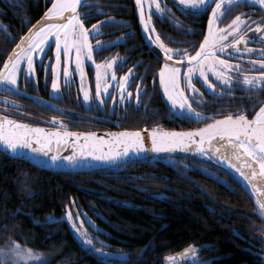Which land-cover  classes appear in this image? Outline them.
<instances>
[{
    "label": "flooded vegetation",
    "instance_id": "obj_1",
    "mask_svg": "<svg viewBox=\"0 0 264 264\" xmlns=\"http://www.w3.org/2000/svg\"><path fill=\"white\" fill-rule=\"evenodd\" d=\"M51 3L52 0H0V68L3 67V61L9 58L12 50L21 41V37H24L29 28H32L38 21L31 17L28 7L33 4H40L41 14L47 10ZM157 3L165 9L159 15L155 12V4ZM209 3L212 4L213 0H209ZM144 7L146 20L149 9H152L151 23L155 28V33L152 34L153 37L159 34L161 40L169 48L186 49L190 54L195 53L207 32L208 15L211 13L210 7H207V9L201 7L199 10H186L184 6H178L174 0H144ZM223 12L222 20L217 23L220 28L230 25L238 14H243L241 18L249 21V23L241 25L238 29L240 36L245 38L237 45L242 51L237 53L234 49L229 48L225 50V54L217 53L221 59L239 66L238 69L233 68L229 72L233 80L230 86L221 87L211 72L208 73L209 80L217 85L214 92L208 90L207 86L199 79L192 80V83L199 89L198 93H192L185 86L188 101L192 107L202 116L209 117V119H198L202 122V125L229 114L236 115L240 112L252 119L255 112L259 110V105L264 102V81L258 80L253 85L244 83L245 76L249 78L258 77L261 72H264V66L259 63V61L264 60V39L261 38V34L255 32L256 23L264 24V6L253 3L252 0H243L238 4L233 3L231 6L225 3ZM79 13H81L80 19L84 21L85 27L88 28H91V25L96 24L97 21H108L100 28L102 35L95 36V39L90 37L92 44H95L96 40H100L104 42V45H108L94 51L93 60L95 63L106 64L112 61L113 57L119 58L114 62L113 68L109 70L110 94L101 97L104 103H99L96 98V69L91 61H85L83 64V79H81L79 73L73 71L74 64L70 61L69 71L71 75L66 84L63 77L64 57L62 55L58 77L60 88L58 93L52 89L53 76L50 63H56L55 43L53 42L46 55L34 60L35 75L30 82L26 81L21 73L18 74L19 92L5 91L3 86L0 85V114L36 125L75 131L130 130L132 128H129V126H138L149 123L157 117L161 118L164 115L162 113L163 106L169 109L165 113L169 120L182 117L181 114L173 111L163 96L158 75L160 67L165 62L163 53L158 56L155 48L146 39L139 21V8L135 4V0H82ZM17 14H21V16L18 17ZM22 17L24 20L19 21L18 19ZM236 39H239V36ZM228 42L231 43V37H229ZM245 46L253 51H243ZM40 59L43 60V64H41ZM179 59V56H174L172 62ZM177 66L181 68L182 73L187 69L186 62H181ZM101 71L103 72V69ZM112 72L115 73V80H111ZM122 76L127 77L125 98L123 100L120 99V89L118 87ZM101 88H103V83ZM84 91L88 92L89 101H84ZM128 93L132 95L129 97ZM214 106H219L222 110L220 112L210 110ZM220 114L221 116H215ZM53 117L56 118L55 121H53ZM1 169L3 167L0 165ZM109 175L105 182L99 181V174L92 175L91 178L95 180L96 186L85 187V192H89L92 197L94 196L100 200H103V197L106 196L121 200L125 199L133 205L140 206L139 209L142 208V205L129 198H119L112 194L115 192L122 193L118 185H125L124 192L127 190V186H131L130 188L133 190L144 193L147 196L144 198L145 200L153 201L161 199L163 196L169 198V195L160 190L159 187L148 188L143 184H140V186L135 185L132 182L133 178L129 175L121 177L114 170ZM109 191L112 193L110 194ZM10 211L9 215L15 223L14 231L18 229L17 219L19 214L28 217L35 225L43 227L46 231L53 230L54 225L59 226V229L68 226L71 231L67 219H62L63 217L66 218L64 214L52 217L54 221L58 222L50 223L47 218L36 219L30 210H22L17 203H14V209ZM77 212L80 213L78 219H76ZM72 213L77 227L87 232L90 238H92V234L103 232V228H101L102 226L96 218H100L105 224L110 223L106 217H102L99 213L95 212L93 216L74 205H72ZM1 214L2 207L0 204V218ZM70 223L72 224V222ZM2 227L0 219V235ZM58 231L57 228L53 232L57 233ZM262 231H264V228H262ZM71 233L73 234L72 231ZM51 236V233H47L46 238ZM250 236L252 238L239 234V237L246 242L244 248L252 256L259 259L256 261L264 262V233L258 236L251 233ZM74 238L78 240L75 236ZM79 238L81 240L80 236ZM13 242L17 243L16 241ZM78 242L81 243L79 240ZM191 246L198 250L196 257L193 260L189 256L183 259L185 262L182 264H194V261L219 264V260L223 258L221 255L213 254L215 253L212 251L214 249L213 243L193 244ZM187 248L189 247L165 255L163 257L164 263L169 264L165 261L166 256L178 254Z\"/></svg>",
    "mask_w": 264,
    "mask_h": 264
},
{
    "label": "trees",
    "instance_id": "obj_2",
    "mask_svg": "<svg viewBox=\"0 0 264 264\" xmlns=\"http://www.w3.org/2000/svg\"><path fill=\"white\" fill-rule=\"evenodd\" d=\"M28 11L39 21L47 10L40 14V4H33ZM163 107L161 118L129 128L188 129L202 125L198 119L188 116L169 120L165 114L169 109ZM210 110L222 109L214 106ZM0 165L3 167L0 170L3 225L0 249L7 250L16 241L22 248L29 247L42 256L46 264H165L163 257L169 253L193 244L213 243V254L223 256L219 264H264L256 261L259 259L244 248L246 242L239 237L240 234L252 238L251 233L254 236L264 233V216L252 192L240 177L213 163L173 154L134 161L119 168L67 173L42 170L0 152ZM113 170L121 177L129 175L137 186L159 187L169 198L145 200L144 193L131 186H127L126 193L125 185L121 184L118 186L122 193L109 191L142 205L139 209L117 206L85 192V187L96 186L92 175L99 174V181L105 182ZM14 203L22 210H30L36 219L66 215L72 211V205L93 216L99 213L110 222L105 224L96 218L103 232L92 234L93 245L101 251L93 252L78 242L68 226L59 229L54 225L53 230L46 231L22 214L14 231L15 223L9 215ZM57 228L59 231L54 233ZM47 233L52 236L46 238ZM2 260L0 264H6Z\"/></svg>",
    "mask_w": 264,
    "mask_h": 264
},
{
    "label": "snow or ice",
    "instance_id": "obj_3",
    "mask_svg": "<svg viewBox=\"0 0 264 264\" xmlns=\"http://www.w3.org/2000/svg\"><path fill=\"white\" fill-rule=\"evenodd\" d=\"M174 2L178 6H184L186 10H199L201 7H205V9L207 7L211 8V13L208 15L207 32L194 54H190L186 49L169 48L161 40L159 34L153 37L152 34L155 33V28L151 23L152 9H149V15L146 20L144 0H135V4L139 8V21L143 27L146 39L155 48L158 56L163 53L165 62L159 69V83L165 96L171 102L172 109L179 110L182 116H188L189 118L209 119V117L202 116L201 113L196 112L191 103L188 102L183 89L180 87L181 80L183 79L192 93L199 92V89L192 83L193 79L201 80L208 90L214 92L217 85L209 80V72H211L221 87L230 86L233 83L229 72L233 68L238 69L239 66L232 65L228 60L221 59L217 53L225 54V50L229 48L234 49L237 53L242 51L237 45L245 38L240 36L238 29H240L241 25L249 23V21L241 18L243 14H238L231 21V24L225 28L218 27L217 23L222 20L225 3L231 6L233 3H241L243 0H213L212 4L209 3V0H174ZM252 2L264 6V0H252ZM78 5H82V0H52L51 7L47 9L41 21H37L32 28H29L26 38L21 37L22 41L26 39V46L23 44L17 45V48L12 50L9 58L3 61V67L0 68V85L3 86V90L14 93L19 92L18 72L24 76L26 81L30 82L35 75L34 60L46 55L54 42L56 63H50L53 76L52 89L58 93L60 88L58 77L62 55L64 57L63 77L66 84L71 75L69 71L70 61L74 64L73 71L79 73L81 79L84 76V62L91 61L96 69V98L99 103H104L101 97L110 94L109 70L113 68L114 62L119 58L113 57L112 61L106 64L95 63L93 60L94 51L108 45H104V42L100 40H96L95 44H92L90 37L95 39V36L102 35L100 28L108 21H97L96 24L91 25V28L85 27L84 21L79 18L81 13L77 11ZM164 11L165 9L161 8L160 4H155L157 15ZM53 18L59 22H49ZM255 32L261 34V38L264 39V24L256 23ZM237 36H239V39H236ZM229 37H231V43L228 42ZM243 51L252 52L253 50L245 46ZM174 56H179L180 59L172 62ZM40 62L43 64L42 59H40ZM181 62L187 63V69L183 73H181V68L177 66ZM259 63L264 66V60L259 61ZM101 69H103V72ZM115 79V73L112 72L111 80ZM258 80L264 81V72H261L258 77H244V83L248 85H253ZM102 83L103 88H101ZM126 83L127 77H120L118 87L121 100L125 98ZM137 87L139 89V85ZM128 95L130 97L132 94L128 93ZM83 99L84 101L90 100L87 91H84ZM55 120L56 118L53 117V121ZM44 131V129L39 127L31 128L29 125L12 120L6 115L0 117V144H3L5 149L12 153L23 154L25 150H29L36 155L37 159L40 156L48 157L51 151V139L47 135L44 137L35 135L36 133H44ZM50 135H55L57 142H60L64 136L76 137L77 140L83 136L86 141L78 152H73L71 155L62 157L51 155L50 162L53 164L67 162L68 166H76L85 157H93V159L103 162H112L128 156L130 151L135 153L145 151V137L140 131L120 132L116 136L115 148H109L107 152L102 150V146L98 149L95 145L90 146L87 144V139L94 137L95 133L65 132L61 134L56 132ZM196 137H199V139H196ZM216 137H219L220 141L225 142L224 146L230 149L237 159L240 157L248 158L243 166L251 170L252 176L257 175L256 166H258L260 174L264 175V104L260 105L259 110L255 112V116L251 120L243 112H240L236 115L229 114L222 119H217L213 123L207 124L204 128L190 132L158 134L153 131L150 134L151 151L159 153L173 149H184L200 153L205 157L217 158L216 151L211 148V142ZM206 139L209 141L208 148L204 146ZM46 148L48 151H45ZM218 159L220 162H227L229 157L221 155ZM229 166L235 169L246 183H251L250 177L237 168L235 164H229ZM258 203L259 207L264 209V203ZM79 216L80 213L77 212L76 219ZM66 219L72 222V227L77 232V235L81 237L82 244H86L93 252L101 251V249L94 247V238H90L87 232L77 227L72 211L66 213ZM47 220L48 222H58L54 221L52 217H48ZM197 251L194 246H189L179 257L168 255L165 257V261L169 262V264H179L180 260L189 256L194 260ZM6 252L22 259L33 257L31 249L22 248L15 242H12L7 250L0 249V254H6ZM35 260L37 264H46L42 257L36 256ZM194 264H209V262L194 261Z\"/></svg>",
    "mask_w": 264,
    "mask_h": 264
},
{
    "label": "water",
    "instance_id": "obj_4",
    "mask_svg": "<svg viewBox=\"0 0 264 264\" xmlns=\"http://www.w3.org/2000/svg\"><path fill=\"white\" fill-rule=\"evenodd\" d=\"M43 17H44V15H43ZM41 19L39 21H41ZM27 35H28V33L24 37L26 38ZM21 44L26 46V39H25V41L21 40L18 43V45H21ZM15 48H17V46ZM3 116H5V115L0 114V117H3ZM9 118L12 120L19 121L23 124H27L31 128L39 127V128L44 129L45 130L44 133H36L35 135H39L42 137L47 135L48 138L51 139V145H50L51 151L49 152L48 157L40 156V158L37 159L36 155L33 154L29 150H25V152L23 154L12 153L11 151L6 150L3 144H0V152H3L4 154H6V155H8L14 159L23 160V161L35 166L36 168H39L42 170L54 171V172H67V173H87V172H92L94 170L106 169V168L125 165V164L131 163L134 161H138V160L156 159V158L166 156V155L180 154V155H187V156L196 157L198 159L205 160L207 162L218 165V166L232 172L234 175L240 177L245 182V180L240 175H238L236 173V171L223 166L222 164H220L217 161L216 158L205 157V156H202L200 153L191 152V151H187L184 149H173V150H169V151H162L159 153L151 151L150 134L153 131H156L158 134L171 133V132H190L193 130H198L200 128H204L207 124L213 123L217 119H215V120H213V121H211L205 125H202L198 128H188V129H172V128L153 127V128L130 129V130L75 131V130H66V129L56 128V127H51V126H41V125H36V124L29 123V122L21 121V120L16 119V118H12V117H9ZM222 118L223 117L218 118V119H222ZM248 119L251 120V118H248ZM123 131H129V132L140 131L141 134L145 137V151H143L141 153H135L134 151H130L128 156L122 157L119 160L112 161V162L98 161V160L93 159V157L83 158L80 161V163H78L76 166H68L67 162H64L63 164H53L50 162L51 155L54 154V155L61 156V157L71 155L73 152H78L80 150L81 146H84L86 143L85 137H83V136H81L79 138V140H77L76 137L64 136L60 140V142H57V137L55 135H50V134H54L56 132H60L61 134L65 133V132L95 133L94 137H89L87 139V144L90 146L95 145L98 149L101 148V146H102V150L104 152H107L109 148H115L116 136H117V134H119L120 132H123ZM196 139H199V137H196ZM224 143H225L224 141H220L219 137H216L211 142V148L213 150L217 146L223 147L226 150V154L230 158V160L235 165H238L239 169L241 171H244L250 177L251 183H246V182L245 183L248 185L250 191L253 194L254 200H255L256 204L258 205L259 210L261 211V213L264 216V209H261L259 207V203H258V202L264 203V200H263V192H262V189L260 187L257 175L252 176L251 170H249L247 167L243 166L244 162L248 158L240 157L239 159H237L236 155H234L230 149H227L224 146ZM33 145L35 146L34 141H33ZM204 146H205V148L209 147V141H207V139L205 140ZM45 151H48V149L46 148ZM97 154H99V153H97ZM253 185H255V187H253ZM103 200L106 202H109L111 204L121 206V207H125V208H140V206L133 205L131 202H129L125 199L121 200V199H118V198L112 197V196L103 197ZM62 219L66 220L65 217H63ZM50 223H53V222H50ZM68 223L70 225L71 231L73 232L74 236L79 241H81L79 236L76 234L75 230L73 229L72 224L69 221H68ZM184 251H182L178 254H175V255H171V256L179 257L180 254H182ZM184 262H185V260H180L179 264H182Z\"/></svg>",
    "mask_w": 264,
    "mask_h": 264
},
{
    "label": "rangeland",
    "instance_id": "obj_5",
    "mask_svg": "<svg viewBox=\"0 0 264 264\" xmlns=\"http://www.w3.org/2000/svg\"><path fill=\"white\" fill-rule=\"evenodd\" d=\"M51 7V6H50ZM79 7H80V5H78V8H77V11L79 12ZM80 18V17H79ZM49 22H59V21H57V20H55L54 18L52 19V20H50ZM182 73V72H181ZM18 74H19V72H18ZM17 74V75H18ZM186 83L183 81V79L181 80V85H180V87L183 89V91H184V95L187 97V94H186V85H185ZM161 90H162V93H163V96H164V98H165V100H166V102L170 105V107H171V102L167 99V97L165 96V94H164V92H163V88H162V86H161ZM187 99H188V97H187ZM189 102V101H188ZM172 108V107H171ZM173 111H175L176 113H178V114H181V112L179 111V110H173ZM214 151H216V156H217V161L220 163V164H222L223 166H225V167H227V168H230V169H232V170H234V171H236L235 169H233V168H231L230 166H229V164H227L226 162H220L219 161V159H218V157L219 156H221V155H225L226 156V154L223 152V150H222V148H214L213 149ZM218 150V151H217ZM220 153V154H219ZM229 162H230V164H234L231 160H230V158H229V160H228ZM237 168H239L238 166H236ZM236 173L238 174V172L236 171ZM239 175V174H238ZM22 247V246H21ZM23 248H24V246H23ZM25 249H31V248H29V247H26ZM32 250V249H31ZM32 252H33V257H29V258H26V259H22V258H17V257H15V256H13L11 253H7L6 252V254H0V258L2 259L3 258V260L2 261H5V263L6 264H31V263H33V262H35L36 260H35V257L36 256H40V255H36L37 253H35L33 250H32ZM35 253V254H34ZM40 257H42V256H40ZM43 258V257H42ZM4 264V263H3Z\"/></svg>",
    "mask_w": 264,
    "mask_h": 264
},
{
    "label": "bare ground",
    "instance_id": "obj_6",
    "mask_svg": "<svg viewBox=\"0 0 264 264\" xmlns=\"http://www.w3.org/2000/svg\"><path fill=\"white\" fill-rule=\"evenodd\" d=\"M215 148H222V150L224 149L223 147H221V146H217V147H215ZM223 152L226 154V150L224 149L223 150ZM220 154V153H219ZM226 156H227V154H226ZM227 164H230V162L229 161H227L226 162ZM236 166H238V165H236ZM256 173H257V178H258V180H259V184H260V187H261V189H262V192H263V200H264V175H261L260 174V172H259V168H258V166H256Z\"/></svg>",
    "mask_w": 264,
    "mask_h": 264
}]
</instances>
